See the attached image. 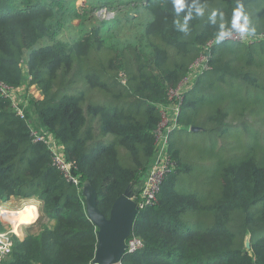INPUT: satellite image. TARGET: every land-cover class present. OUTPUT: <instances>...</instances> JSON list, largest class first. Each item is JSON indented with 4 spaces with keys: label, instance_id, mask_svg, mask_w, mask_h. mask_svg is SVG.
<instances>
[{
    "label": "trees",
    "instance_id": "obj_1",
    "mask_svg": "<svg viewBox=\"0 0 264 264\" xmlns=\"http://www.w3.org/2000/svg\"><path fill=\"white\" fill-rule=\"evenodd\" d=\"M78 1L0 0V82L24 86V117L0 91V202L34 196L53 221L22 240L11 234L0 264H96L82 187H93L105 216L125 190L139 189L158 108L185 77L193 79L168 144L174 170L138 212L131 236L141 246L120 264H264V0H199L205 15L193 14L187 34L174 25L187 8L177 17L172 0ZM238 3L260 37L217 43L219 21L209 15L223 12L230 27ZM202 54L207 69L194 65ZM192 126L213 133L208 152L196 153L200 161L215 153L211 169L191 166L196 149L175 140ZM31 127L53 137L77 183Z\"/></svg>",
    "mask_w": 264,
    "mask_h": 264
},
{
    "label": "built area",
    "instance_id": "obj_2",
    "mask_svg": "<svg viewBox=\"0 0 264 264\" xmlns=\"http://www.w3.org/2000/svg\"><path fill=\"white\" fill-rule=\"evenodd\" d=\"M259 37V35H251L245 39H241L238 34L234 33L231 37H228L225 40L249 42L254 39H258ZM206 59L207 54H202L194 65H202V67L199 69H207L208 65L204 63V60ZM190 86L191 78L185 77L176 87L170 88L168 90V103L164 106H159L158 108L160 121L156 129L154 130L155 152L152 159L150 160L145 176L139 186L138 194L137 196H134L138 211L152 205L155 202L156 195L160 190V187L162 186L164 178L169 172L174 170L175 163L173 162L168 151L169 136L171 132L178 127L177 116L179 114L183 91L185 88H189ZM31 87L34 88V85H30V88ZM18 89L19 93H17ZM0 91L4 96H8L11 99L14 109H16L17 113L21 117H24L21 109V103L23 102L21 98V92L23 91V88L19 87L16 89H12L4 83L0 82ZM31 94H36L35 96H38L39 92L36 90L35 93L32 92ZM30 134L33 138V141H42L47 143L51 147L52 159L54 164L67 180L77 183V178L72 174L71 164L65 161L61 150L54 142L53 137L33 127L30 128ZM13 232V229L8 232H0V263L4 256H6L11 250V234H13ZM140 246L141 241L137 237L130 235V237L126 240L125 253L133 252Z\"/></svg>",
    "mask_w": 264,
    "mask_h": 264
},
{
    "label": "water",
    "instance_id": "obj_3",
    "mask_svg": "<svg viewBox=\"0 0 264 264\" xmlns=\"http://www.w3.org/2000/svg\"><path fill=\"white\" fill-rule=\"evenodd\" d=\"M200 127L192 126L189 131L197 132ZM88 218L97 228V244L94 253L96 264H119L125 254L126 240L130 237L133 224L138 216V208L130 189L117 197L105 216L96 206V192L89 183L82 187ZM245 247L249 248L246 239Z\"/></svg>",
    "mask_w": 264,
    "mask_h": 264
},
{
    "label": "rangeland",
    "instance_id": "obj_4",
    "mask_svg": "<svg viewBox=\"0 0 264 264\" xmlns=\"http://www.w3.org/2000/svg\"><path fill=\"white\" fill-rule=\"evenodd\" d=\"M78 3H83V2L81 0V1H78ZM93 12H96V11H93ZM97 12H98L100 17H104L107 14L104 9H99V10H97ZM109 15L112 16V13H110ZM63 33H65V32H63ZM259 47L260 46H257L256 49L259 48ZM25 84L27 85V82H25ZM23 87L24 86H22L21 88H23ZM29 89H32V92H34V93L36 92V89H34L33 87H31ZM17 93H19V89L17 90ZM208 128H205V130L201 129V130L197 131V132H200V133L196 137H195L194 133L190 132V131L189 132H183L184 136L183 135H177V137H175L176 141L179 140L177 142L180 144L181 148L185 147L186 150L187 151H191V153L194 152V150L196 149L195 153H193L192 156H188V158L191 159L190 165L193 166V167H194V164H196V163L193 162V160L197 161L198 165L201 166L202 168H210L211 169L213 167V164L216 165V162H215L216 159L214 158V154L215 153L214 154H210V155L207 153V156L204 157L203 160H201V161H200L199 157L196 156V153H201L202 150L208 152V148H209V141L208 140H209V138L211 140V137L213 135V133H211V131ZM228 132H230V130ZM231 133H234V132L231 131ZM234 135H235V137L237 136V138H235V141H241L242 138H241V135L238 132H235ZM196 166H197V164L195 165V167ZM185 189H190V188L188 186H186ZM185 191H188V190H185ZM133 194H134L133 195V200H134V196L135 195L137 196L138 190L133 192ZM27 204H33L36 207L37 217L32 221V222H34V221L36 222V225H34V226H36L37 228L38 227L40 228L41 227V223H44V222H46L49 225H51L50 220L48 221L47 218L44 216V214H42V212H43L41 210L42 202L40 200H38L37 198H35L34 196H31L29 198H16V199L12 200L11 203H8L5 206L0 207V224L1 223L3 224L2 225L3 228L5 227V224H8L7 222H10L9 220H7L5 218V216L3 217V212L4 211L5 212H12V211H16V210H19V209H21V210L19 211V214H18L19 216L18 217H23V220H24V223H25V224H22V226L23 225H27L25 219L28 216V214L26 216L25 212H24L25 208L23 210V207L25 205H27ZM25 211L31 213L28 210H25ZM30 216H31V218L34 217L33 214H31ZM13 222H14V220H13ZM10 223H12V222H10ZM34 229H36V228H34Z\"/></svg>",
    "mask_w": 264,
    "mask_h": 264
},
{
    "label": "clouds",
    "instance_id": "obj_5",
    "mask_svg": "<svg viewBox=\"0 0 264 264\" xmlns=\"http://www.w3.org/2000/svg\"><path fill=\"white\" fill-rule=\"evenodd\" d=\"M172 4L177 17L187 8L182 22L180 19L174 20L176 29L181 33L187 34L189 32V21L193 18V14L197 17H203L205 15L206 6L199 3V0H192L190 4L186 0H172ZM209 19L213 25L219 21V27L215 34L217 43L231 37L234 33L238 34L241 39H245L255 33V28L250 26L249 18L244 13L241 3H238L233 10L230 27L224 22L223 12L213 10L209 15Z\"/></svg>",
    "mask_w": 264,
    "mask_h": 264
},
{
    "label": "crops",
    "instance_id": "obj_6",
    "mask_svg": "<svg viewBox=\"0 0 264 264\" xmlns=\"http://www.w3.org/2000/svg\"><path fill=\"white\" fill-rule=\"evenodd\" d=\"M191 79H193V78H191ZM30 88V87H29ZM29 90V93H32V90L31 89H28ZM36 95V94H35ZM34 95V96H35ZM14 199H16V198H11V199H9L8 201H6V202H0V207H2V206H5L6 204H8V203H11V201L12 200H14ZM21 210V209H20ZM41 210H42V205H41ZM42 214H43V212H42ZM23 218V217H22ZM47 220H48V218H47ZM35 222V221H34ZM34 222H31V223H29V224H27V225H23L22 226V224L21 225H19L16 229L14 228V226L12 225V223H10V222H7L8 224H5V227L3 228V224L1 223L0 224V232H8V231H11L12 229L14 230V232H13V234L14 235H16L20 240H22V239H24L25 238V236L28 234V233H32V234H36V233H38L39 232V230L41 229V227L39 228H37L36 226H34V225H36V222L34 223ZM51 222V224L53 223V221L51 220L50 221ZM25 224V223H24ZM42 224V223H41ZM34 228H36V229H34Z\"/></svg>",
    "mask_w": 264,
    "mask_h": 264
},
{
    "label": "bare ground",
    "instance_id": "obj_7",
    "mask_svg": "<svg viewBox=\"0 0 264 264\" xmlns=\"http://www.w3.org/2000/svg\"><path fill=\"white\" fill-rule=\"evenodd\" d=\"M24 208H25V210H28V211H30L31 213H29V212H26L25 210H24ZM23 210H24V212H25V215L27 216V214H28V216L26 217V224H28V223H30V222H32L36 217H37V211H36V207L33 205V204H27V205H25L24 207H23ZM19 211H20V209L19 210H16V211H12V216L10 215V216H5V218L7 219V220H9L10 222H12V224H13V226H14V228H16V227H18L19 225H21V224H24V220H23V218L22 217H18L19 215ZM5 212V211H4ZM8 213V212H7ZM31 214H33V218H31ZM11 217H13V219L11 218ZM13 220H14V222H13ZM17 223V224H16Z\"/></svg>",
    "mask_w": 264,
    "mask_h": 264
}]
</instances>
